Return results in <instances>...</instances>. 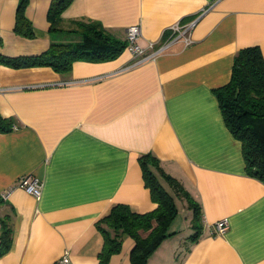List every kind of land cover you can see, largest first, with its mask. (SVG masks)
<instances>
[{"label": "crops", "instance_id": "crops-1", "mask_svg": "<svg viewBox=\"0 0 264 264\" xmlns=\"http://www.w3.org/2000/svg\"><path fill=\"white\" fill-rule=\"evenodd\" d=\"M51 1L29 0V38L13 30L19 0H0L4 56L80 40L77 31H50ZM62 18L64 29L97 21L122 41L139 24V43L156 46L170 39V25L192 22L193 43L177 40L130 68L126 48L65 72L0 65V113L14 120L0 132V193L9 192L0 197V230L5 222L12 231L0 264H54L65 250L71 264H98L97 221L118 203L136 212L156 206L142 177L144 153L190 196L154 169L178 211L146 264H264V182L247 174L214 92L229 81L239 49L258 46L264 55V0H73ZM24 174L41 182L39 199L17 186ZM191 203L199 207L197 229ZM224 218L228 228L216 234L213 224ZM133 246L125 236L108 264H131Z\"/></svg>", "mask_w": 264, "mask_h": 264}, {"label": "trees", "instance_id": "trees-1", "mask_svg": "<svg viewBox=\"0 0 264 264\" xmlns=\"http://www.w3.org/2000/svg\"><path fill=\"white\" fill-rule=\"evenodd\" d=\"M72 1L52 0L46 17L50 31H77L81 34L79 41L51 42L45 52L35 56L8 57L0 52V65L13 68L50 66L55 71L65 72L78 60L102 61L117 56L125 48L126 42L112 35L99 22L77 20L73 22L75 27H62V13ZM28 2L19 0L13 30L31 38L34 32L25 15ZM1 44L0 39V47ZM214 92L228 130L241 142L247 174L264 182V55L260 48L247 46L239 49L234 54L229 81ZM13 127L14 120L0 113V132H8ZM139 163L144 184L156 206L145 212L133 211L124 203L112 206L109 213L96 223L103 237L98 264L109 263L111 256L121 250L125 236L134 240L130 252L131 264H146L153 251L170 236L168 227L178 210L174 197L161 183L154 169L177 194L181 192L190 201L189 194L181 190L180 183L163 172L155 155L141 154ZM191 206L197 229L199 207L194 203ZM11 233V228L4 222L0 230V256L10 248ZM197 233L198 230L191 236L192 241L197 238Z\"/></svg>", "mask_w": 264, "mask_h": 264}, {"label": "built area", "instance_id": "built-area-1", "mask_svg": "<svg viewBox=\"0 0 264 264\" xmlns=\"http://www.w3.org/2000/svg\"><path fill=\"white\" fill-rule=\"evenodd\" d=\"M192 22L180 23L176 22L170 25L172 36L165 42H161L156 46V42L150 40L146 45H141L139 39L141 37V29L139 24H133L126 28L125 42L126 50L131 54L132 61L127 68L140 65L146 61L154 60L157 55L167 49L173 42L180 40L185 46L193 43L191 36ZM90 78V80H94ZM79 81H84L79 80ZM17 186L24 190L26 193L39 199L42 194L41 182L32 174L22 175L17 182ZM2 199L9 197V192L0 193ZM216 234H223L228 228V221L226 218L220 219L213 224ZM54 264H71L69 251L65 250L58 260Z\"/></svg>", "mask_w": 264, "mask_h": 264}, {"label": "rangeland", "instance_id": "rangeland-1", "mask_svg": "<svg viewBox=\"0 0 264 264\" xmlns=\"http://www.w3.org/2000/svg\"><path fill=\"white\" fill-rule=\"evenodd\" d=\"M97 77V76H96Z\"/></svg>", "mask_w": 264, "mask_h": 264}]
</instances>
